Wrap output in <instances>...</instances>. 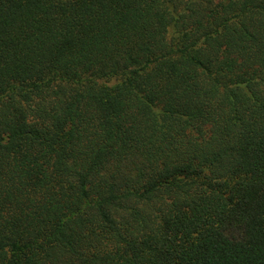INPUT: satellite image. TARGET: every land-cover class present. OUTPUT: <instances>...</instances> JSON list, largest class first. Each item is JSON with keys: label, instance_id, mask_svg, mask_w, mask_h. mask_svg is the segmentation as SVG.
<instances>
[{"label": "trees", "instance_id": "1", "mask_svg": "<svg viewBox=\"0 0 264 264\" xmlns=\"http://www.w3.org/2000/svg\"><path fill=\"white\" fill-rule=\"evenodd\" d=\"M0 264H264V0H0Z\"/></svg>", "mask_w": 264, "mask_h": 264}]
</instances>
